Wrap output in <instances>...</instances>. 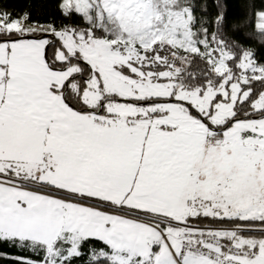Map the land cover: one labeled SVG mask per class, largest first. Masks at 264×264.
Instances as JSON below:
<instances>
[{
	"label": "snow or ice",
	"instance_id": "6c2138e0",
	"mask_svg": "<svg viewBox=\"0 0 264 264\" xmlns=\"http://www.w3.org/2000/svg\"><path fill=\"white\" fill-rule=\"evenodd\" d=\"M212 5L0 3V264H264V0Z\"/></svg>",
	"mask_w": 264,
	"mask_h": 264
},
{
	"label": "trees",
	"instance_id": "16d2710c",
	"mask_svg": "<svg viewBox=\"0 0 264 264\" xmlns=\"http://www.w3.org/2000/svg\"><path fill=\"white\" fill-rule=\"evenodd\" d=\"M259 4L261 0H256ZM8 10H23L28 9L32 13L34 20L45 22L48 20H55L57 24L60 23L61 17L57 9L58 0H0ZM197 5L196 15H200L199 6L202 4L210 5V13H214V6L212 0H194ZM226 11L230 22L236 21L243 17L248 11L247 0H226ZM80 21L77 20L76 23Z\"/></svg>",
	"mask_w": 264,
	"mask_h": 264
}]
</instances>
